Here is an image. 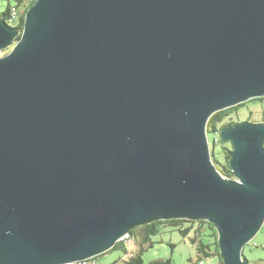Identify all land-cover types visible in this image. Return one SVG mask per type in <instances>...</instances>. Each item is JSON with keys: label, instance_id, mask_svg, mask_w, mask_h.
Listing matches in <instances>:
<instances>
[{"label": "water", "instance_id": "water-1", "mask_svg": "<svg viewBox=\"0 0 264 264\" xmlns=\"http://www.w3.org/2000/svg\"><path fill=\"white\" fill-rule=\"evenodd\" d=\"M0 16V264L98 256L136 226L207 220L225 264L264 224V122L210 117L264 97V0H36Z\"/></svg>", "mask_w": 264, "mask_h": 264}, {"label": "trees", "instance_id": "trees-1", "mask_svg": "<svg viewBox=\"0 0 264 264\" xmlns=\"http://www.w3.org/2000/svg\"><path fill=\"white\" fill-rule=\"evenodd\" d=\"M6 2H7V5L2 11V13L0 14V16L8 23L9 17L11 16L12 9L16 8L19 16L13 27L18 31V34L16 36V41H19L24 32L27 11L31 8V6H33L36 0H6ZM257 99H264V97H258ZM243 104H245V102L215 112L210 117L208 124H207L208 136L210 134H213L214 136L216 133L221 132L223 129L229 126H232L239 122H243L244 120H241L238 117H237V120H234V115H235L234 113H236V110H238V108L242 106ZM223 142L224 141L222 140V138L219 139V142H215L213 139V144L210 140L211 157H212L213 163L215 164V166L217 167L221 175L229 180H232L235 177L234 171L232 170L230 166V159H231L230 151L233 149V146H231V148L223 147L226 161L221 166L217 165L214 147L219 143L223 144ZM186 223H189L190 226L184 227V224ZM193 224H197L195 228L196 237H192L191 241L192 243L197 244V251L202 254V255L199 254L198 261L201 259H207L211 257L212 255H215V253L221 258L220 252L218 251L217 248L215 249L214 252L211 250L210 243L207 241V239H205V236L207 233L203 232L204 229L207 228L206 230H208L210 228L215 238V242L216 244H218V238H217L218 232L214 224L208 222L207 220H190L186 218H178V219L156 220L149 224H143V225L132 228L130 230V238L135 239L139 243V250L133 255H131L129 258L124 259L123 260L124 264H173V260L171 258L156 259L148 263L145 262L143 254L148 247H151L153 245V242L151 241V237L160 233L163 227H174V229L179 231V233L183 237H187L190 230L193 229L194 227ZM112 249L113 250L121 249L125 254H129L130 252L129 249L127 248L126 241L124 240H119L115 244V246L111 248L110 250ZM98 256H96L97 259H98ZM198 261H197V264H198Z\"/></svg>", "mask_w": 264, "mask_h": 264}, {"label": "rangeland", "instance_id": "rangeland-1", "mask_svg": "<svg viewBox=\"0 0 264 264\" xmlns=\"http://www.w3.org/2000/svg\"><path fill=\"white\" fill-rule=\"evenodd\" d=\"M6 5V0H0V14ZM14 45L15 44L9 48L3 49L0 56L9 53ZM234 114V120H237L238 117L244 121L251 120L254 122H261L264 117V99H250V101L245 102V104L240 106ZM209 139L213 144V134L209 135ZM231 146L232 145L229 141H224L223 144L219 143L214 147L218 166H221L226 161L223 147L231 148ZM206 229H204L203 232L207 233L205 239L210 243L211 250L214 252L217 248L220 252V246L216 244L211 229ZM191 235L196 237L194 232H192ZM151 241L153 242V245L148 247L143 254L146 263L156 259L171 258L173 264H186V256L191 253L193 249V246L187 241V239L184 238L179 231L175 230L174 227H163L160 233L151 237ZM130 246L131 248L129 249L133 254L139 250V243L135 239H132L127 245V247ZM193 253H195V251ZM243 254L250 264H264V224L256 236L244 246ZM124 257L125 253L121 249H112L99 255L98 260L101 264H124ZM127 258H129V256L125 259ZM218 261L219 259L216 253L208 258L209 264H215Z\"/></svg>", "mask_w": 264, "mask_h": 264}, {"label": "built area", "instance_id": "built-area-1", "mask_svg": "<svg viewBox=\"0 0 264 264\" xmlns=\"http://www.w3.org/2000/svg\"><path fill=\"white\" fill-rule=\"evenodd\" d=\"M18 16H19L18 11L16 10V8H13L12 12H11V16L9 17L8 23L11 26H14L16 20L18 19ZM262 122H264V117H263ZM220 138H221V133L220 132H218V133H216L214 135V141L215 142H219ZM209 144H210V139H209ZM232 180L239 181V179H237L236 177H234V179H232ZM120 240L126 241V244L128 245L130 240H131L130 239V234H125L123 237L120 238ZM129 248H131V246ZM56 264H101V263L98 261L96 256H92V257H88V258H84V259H77V260H74V261H69V262H64V263H56ZM198 264H208V263L204 259H201V260L198 261ZM215 264H225V263L221 259Z\"/></svg>", "mask_w": 264, "mask_h": 264}, {"label": "crops", "instance_id": "crops-1", "mask_svg": "<svg viewBox=\"0 0 264 264\" xmlns=\"http://www.w3.org/2000/svg\"><path fill=\"white\" fill-rule=\"evenodd\" d=\"M190 226L189 223H186L184 224V227H188ZM193 229L190 230L189 234L187 235V237H184L187 239V241L193 246V249H192V252L189 253L187 256H186V264H197V261H198V256L199 254L202 255L201 253H199L197 251V244L196 243H192L191 241V238L193 237L191 234L192 232L195 233V228L197 226V224H193ZM176 230V229H175ZM131 239V238H130ZM132 241V239L130 240V242ZM127 245V244H126ZM129 249V247H127ZM130 251V249H129ZM195 251V253H193ZM210 252V251H209ZM129 254L133 255V253L130 251ZM129 254H125V257L123 258V260L127 257V256H131ZM218 259L221 260V258L218 256ZM207 263H208V258L207 259H204ZM99 261V260H98ZM101 263V262H100ZM110 264H116V263H110ZM209 264V263H208Z\"/></svg>", "mask_w": 264, "mask_h": 264}, {"label": "bare ground", "instance_id": "bare-ground-1", "mask_svg": "<svg viewBox=\"0 0 264 264\" xmlns=\"http://www.w3.org/2000/svg\"><path fill=\"white\" fill-rule=\"evenodd\" d=\"M210 147H211V145H210Z\"/></svg>", "mask_w": 264, "mask_h": 264}]
</instances>
